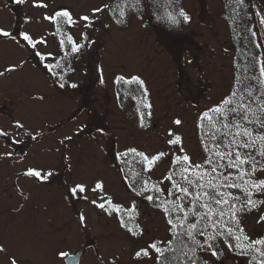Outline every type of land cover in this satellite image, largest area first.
<instances>
[{"label": "rangeland", "instance_id": "374dc122", "mask_svg": "<svg viewBox=\"0 0 264 264\" xmlns=\"http://www.w3.org/2000/svg\"><path fill=\"white\" fill-rule=\"evenodd\" d=\"M113 1L43 0L49 5L47 9L34 8L33 0L30 4L27 1L21 9L30 18L25 30L36 39L46 37L47 44L39 45V50L52 53L56 60L61 50L57 35H52L55 26L43 21L42 14L68 9L78 19L82 14H90L92 8ZM179 6L190 15L191 22L181 23L172 31L164 22H157L154 14L150 16L147 6L143 18L133 16L126 26L117 25L112 17L101 13V20L92 28L83 29V22L69 28L78 42L81 31H85L89 40L95 43L72 64L73 72L67 79L78 87L66 92H60L53 80L39 70L34 61L28 60L18 44L0 48V65L23 63L21 69L5 78V83L18 92L17 105L31 111L34 131L44 126L50 168L55 166V160L64 158L67 171L74 174L72 183L93 184L102 180L104 192L114 203L125 207L134 197L120 174L116 153L130 147L149 153L167 150L166 133L171 128L182 136L183 145L193 161L199 162L203 152L195 127L197 113L218 103L233 87L235 46L231 41L224 0H179ZM102 23L110 27L104 28ZM1 24L7 25L4 20ZM168 36L180 41L178 47L168 45L165 40ZM189 59L193 63H187ZM55 60L49 58L46 61L53 63ZM98 69L103 70L104 84L99 82L101 72ZM131 74L144 79L149 91L152 115L146 119L145 128L138 125V100L129 98L121 104L116 95L115 76ZM3 84L4 81L0 82V87ZM177 118L182 121L180 126L172 123ZM97 126L106 134L101 135ZM80 128L84 131L77 134ZM65 137L71 139L64 140ZM61 140H64L63 144ZM168 167L161 161L152 173L146 172V176L158 180ZM59 191L61 196L62 190ZM96 196L88 193L90 200ZM71 200L76 203L77 212L85 216V226L66 225L64 233L90 235L96 241L95 248L102 251L104 261L151 264V260H135V252L146 242L167 236L162 213L146 201L138 202L137 223L145 234L137 238L120 227L115 215L110 217L83 199ZM50 202L57 207L58 200ZM263 213L264 205H261L246 217L245 229L250 240L264 232V222L259 221ZM108 239L116 241L109 242ZM90 244L94 247L93 242ZM105 250L110 256H105ZM223 264H245V258L226 252Z\"/></svg>", "mask_w": 264, "mask_h": 264}, {"label": "snow or ice", "instance_id": "6c2138e0", "mask_svg": "<svg viewBox=\"0 0 264 264\" xmlns=\"http://www.w3.org/2000/svg\"><path fill=\"white\" fill-rule=\"evenodd\" d=\"M15 2L20 5L27 0ZM229 2L239 7L244 4V0ZM142 5L148 7L150 16L154 14L153 18L157 22H164L169 31L181 23L191 22L190 15L179 6V0H114L113 3L92 8L90 14H82L78 19L68 9H59L51 14L44 12L42 20L55 26L52 35L61 36L59 43L62 51L70 46V53L64 51V57L79 59L95 41L89 40L87 33L81 31L78 42L68 33V28L81 22L83 29L92 28L101 20V13L112 17L117 25H122L129 15L142 18ZM32 7L47 9L49 5L43 0H33ZM24 19L30 22V18ZM261 23L264 24V20ZM102 27L108 28L110 25L102 23ZM0 37L13 39L17 43L22 41L25 49H31L40 62L49 58L55 60L52 53L45 54L39 50V45L47 44L46 37L36 39L23 31L17 36L4 28H0ZM165 40L170 47H178L180 43L171 36L165 37ZM187 63L193 61L189 59ZM43 66L59 81L60 89L78 87L76 83H69L65 79L60 60L43 63ZM22 67L23 63L6 66L0 71V77H6ZM98 70L101 72L99 82L104 84L103 70ZM234 81L232 89L218 103L197 113L195 127L203 152L199 162L193 161L183 145L182 136L171 128L166 133L167 150L149 153L130 147L116 153L117 161L125 166L121 172L130 190L135 197L147 201L162 213L167 233L164 239L154 238L146 242L144 247L135 252V260L148 259L153 264H213V261L223 264L227 252L246 258L247 264H264V239L250 241L241 222L245 213H251L264 205V199L256 198L264 196V61H258V67L252 71L245 69L243 78L234 76ZM113 83L128 86L125 87V94L132 95L139 102L136 109L138 125L140 128L147 127L146 119L151 118L152 104L148 100L149 91L145 80L137 74L116 75ZM172 123L180 126L182 121L177 118ZM12 126L24 130L22 133L18 131L16 136L30 137L35 141L42 135L40 132L33 134L19 120L14 121ZM83 131L84 128H80L77 134ZM97 131L101 135L106 134L102 127L97 126ZM0 137L9 138L11 134L0 129ZM64 140L60 143L63 144ZM11 143L19 145L24 140L13 137ZM12 155L11 152L3 153L0 159ZM161 161L169 165L161 178L154 180L151 175H144L146 172L152 173ZM18 176L44 183L50 180L53 172L28 168L18 173ZM65 191L71 198L83 199L110 217L115 215L120 227L131 236H144V229L137 223L140 213L136 199L128 207L114 203L104 192L102 180H96L93 184L66 182ZM89 192L97 194L96 198L90 200ZM85 219L81 213V227L85 226ZM259 221L264 222V214L260 215ZM5 251L0 246V252ZM59 255L66 257L67 253L61 252ZM10 264H17V260L12 258ZM101 264H104L102 258ZM110 264L116 262L113 260Z\"/></svg>", "mask_w": 264, "mask_h": 264}, {"label": "flooded vegetation", "instance_id": "af4514ba", "mask_svg": "<svg viewBox=\"0 0 264 264\" xmlns=\"http://www.w3.org/2000/svg\"><path fill=\"white\" fill-rule=\"evenodd\" d=\"M27 1L31 3V0ZM0 9L3 10L0 13V28L17 36L21 31L27 32L25 28L28 22L24 19L27 14L21 10L23 4L18 5L15 0H0ZM1 20L6 21L7 25H2ZM11 44H18L28 60L33 59L31 49H25L22 41L17 43L13 39L0 37V48ZM7 65L12 66L10 63L2 64L0 71ZM12 73L7 76L10 77ZM6 77H0V82L4 81L0 87V129L8 131L11 137H0V154L11 152L13 155L0 159V246L6 249L0 252V264H10L12 258L17 260V264H101V258L104 261L102 251L95 248L96 241L90 235L64 233L66 225H80V212H77L76 203L65 191L66 182L71 184L74 174L67 171L64 158L55 160V166L50 168L44 126L34 131L31 111L17 105L18 92H14L12 86H7ZM16 120L24 123L33 134L40 132L42 135L35 141L30 137L16 136L18 131H24L12 126ZM13 137L23 139L24 143L12 145ZM54 167L59 170H54ZM28 168L42 172L51 170L53 176L44 183L18 176ZM59 190H62L61 196ZM52 200H58L56 208L50 202ZM92 242L94 247L90 244ZM105 251V256H110V252ZM61 252L67 253V256L61 257ZM105 261L104 264H110L113 260Z\"/></svg>", "mask_w": 264, "mask_h": 264}, {"label": "trees", "instance_id": "16d2710c", "mask_svg": "<svg viewBox=\"0 0 264 264\" xmlns=\"http://www.w3.org/2000/svg\"><path fill=\"white\" fill-rule=\"evenodd\" d=\"M145 6L146 5H142L144 9V14H145ZM224 6H225L226 18L228 21L230 34H231V41L235 46L234 47L235 48V57H234L235 76H241V78H243L245 69L252 71L255 67H258V61H264V24L261 23L262 19L259 16L251 0H244V4L242 7H239L235 5L234 3H230L229 0H224ZM133 16L139 17L138 15H129L127 17L126 23L120 26H126L129 20L131 19V17ZM67 31L68 33H70L69 28L67 29ZM57 37H58V40L60 41L61 36L57 34ZM60 48H61V45H60ZM64 51H67L70 53V46L65 48L63 51L61 50V54L56 60H60L62 66L64 67L65 79L69 82V79L67 78H68V75L71 72H73L72 64L75 62V59L72 58L71 56L65 58ZM52 79L58 85L59 81L56 80L55 77L53 76H52ZM125 87H128V86L116 85V95H117L119 102L123 104L129 98L137 100L132 95L125 94V91H124ZM67 89L68 87L64 88L63 90L67 91ZM136 95L138 96L139 94L137 93ZM198 135H199V132H198ZM122 167H125V166L119 162L120 174L129 192L133 195L134 197L133 199H136L139 202L141 199L139 197L134 196V193L130 190L129 185L126 183V177L121 172ZM144 175L146 176V173H144ZM256 198L264 199V196H257ZM255 210H253L251 213H245L241 217V222L244 228H245L246 217L251 215ZM245 232H246V229H245ZM261 239H264V232L253 240H261ZM245 264H247L246 258H245Z\"/></svg>", "mask_w": 264, "mask_h": 264}, {"label": "water", "instance_id": "95a60500", "mask_svg": "<svg viewBox=\"0 0 264 264\" xmlns=\"http://www.w3.org/2000/svg\"><path fill=\"white\" fill-rule=\"evenodd\" d=\"M259 13L262 20H264V0H251Z\"/></svg>", "mask_w": 264, "mask_h": 264}]
</instances>
